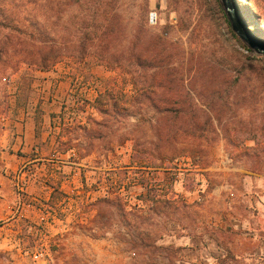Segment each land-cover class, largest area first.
Returning <instances> with one entry per match:
<instances>
[{
    "label": "rangeland",
    "instance_id": "374dc122",
    "mask_svg": "<svg viewBox=\"0 0 264 264\" xmlns=\"http://www.w3.org/2000/svg\"><path fill=\"white\" fill-rule=\"evenodd\" d=\"M229 3L264 31V0ZM89 21L112 23L129 71L82 54ZM144 47L171 77L141 66ZM40 49L60 56L47 70ZM105 88L130 98L127 118L91 155L62 153L66 137L86 145ZM35 251L38 264H264V56L222 0H0V264Z\"/></svg>",
    "mask_w": 264,
    "mask_h": 264
},
{
    "label": "trees",
    "instance_id": "16d2710c",
    "mask_svg": "<svg viewBox=\"0 0 264 264\" xmlns=\"http://www.w3.org/2000/svg\"><path fill=\"white\" fill-rule=\"evenodd\" d=\"M242 23L247 29V32L251 35H254L256 32H260L259 25L256 23H253L255 28L252 25L248 26L245 24L244 20L242 19ZM259 26V27H258ZM87 29L86 35V44L83 47L82 54L86 55L88 57H94L97 59L101 64L106 66L109 69H112L114 71L121 70L125 72V70L129 71L130 66L132 65V57L129 53L125 52H118L115 51V42H114V27L111 22H108L107 24H95L92 21H89L88 24L85 27ZM144 34L148 32V30H142ZM97 38V42L92 43V39ZM155 46L161 45V37H157ZM151 47H144L140 54L137 56V58L140 60L139 63H141V66L144 69H147L149 66V62L151 61H157L159 63L158 69L160 70V73L168 77H171V74H169L167 71L163 70V67L160 65H164L165 59L161 56V53H155V51H151ZM129 54V55H128ZM59 55L55 56L52 54V51H45V49H40L37 51V56L33 58V65L39 67L41 70H47L50 67H52L54 64H56L57 59H59ZM75 59V55L73 56ZM165 67V66H164ZM118 91H115L113 88H105V90H99L98 96L95 99L92 107L96 111V113L102 118V120H97L95 118L90 117L87 121V123L84 126H79L80 130L84 132V138L86 141V145L83 146V143L79 141V137L76 138H69V137H60V139L65 138L67 139V142H60V145L64 146V151L62 153L76 150L78 153V156L80 157H86L88 155H91L94 152V143L98 141H105V135L103 133V129H107L109 126L110 120H114L116 122H121L120 119L127 118L128 115H124L122 117L118 116V112L126 111L129 109V107L132 105L130 103V98L123 92L120 94H117ZM187 100V98H186ZM154 103L158 104H164L165 108H160V113L165 114L169 111V105L171 104V101L166 100H156ZM173 103V102H172ZM155 104V105H156ZM176 103H173V107ZM171 106V107H172ZM169 107V108H167ZM113 109V112L111 110ZM165 118L167 116H164ZM172 118V117H171ZM176 118H178L176 116ZM173 133V132H172ZM181 133V132H180ZM68 134V133H67ZM174 135H178V132ZM181 135L189 138H195L197 137L198 133L195 128V125H191L189 129H186L184 133ZM172 137L171 139H173ZM176 138V137H175ZM76 142V143H75ZM109 147H107L108 151H112L113 148H111L112 144H108ZM106 148V147H105ZM82 151H86L85 154H81ZM193 150L187 149L186 152H189L192 154ZM103 202L111 204L113 201L105 200ZM116 204H118L120 208V212H125V205L122 202L121 198L116 199Z\"/></svg>",
    "mask_w": 264,
    "mask_h": 264
},
{
    "label": "water",
    "instance_id": "95a60500",
    "mask_svg": "<svg viewBox=\"0 0 264 264\" xmlns=\"http://www.w3.org/2000/svg\"><path fill=\"white\" fill-rule=\"evenodd\" d=\"M228 19L231 23L232 30L244 42L249 50L264 56V43L256 36L247 32L242 23V18L237 11L230 5L229 0H222Z\"/></svg>",
    "mask_w": 264,
    "mask_h": 264
},
{
    "label": "built area",
    "instance_id": "2783aa9c",
    "mask_svg": "<svg viewBox=\"0 0 264 264\" xmlns=\"http://www.w3.org/2000/svg\"><path fill=\"white\" fill-rule=\"evenodd\" d=\"M157 20H158V15L156 12H152L149 18V22L151 25H155L157 24ZM31 259L33 260L34 263L38 264V263H43L46 262L48 260V254H45L44 251H35L30 255Z\"/></svg>",
    "mask_w": 264,
    "mask_h": 264
},
{
    "label": "crops",
    "instance_id": "0c3cea01",
    "mask_svg": "<svg viewBox=\"0 0 264 264\" xmlns=\"http://www.w3.org/2000/svg\"><path fill=\"white\" fill-rule=\"evenodd\" d=\"M33 132H34L33 130H30L27 128L24 132L23 138L31 139ZM177 245H179V244H177Z\"/></svg>",
    "mask_w": 264,
    "mask_h": 264
},
{
    "label": "bare ground",
    "instance_id": "6f19581e",
    "mask_svg": "<svg viewBox=\"0 0 264 264\" xmlns=\"http://www.w3.org/2000/svg\"><path fill=\"white\" fill-rule=\"evenodd\" d=\"M253 27L252 28H255L254 25H252ZM259 27V26H258ZM263 28L259 27V30L261 32V35L264 36V31L262 30Z\"/></svg>",
    "mask_w": 264,
    "mask_h": 264
}]
</instances>
